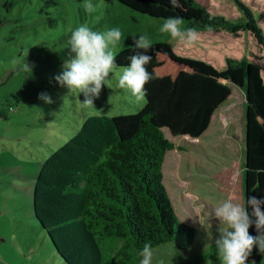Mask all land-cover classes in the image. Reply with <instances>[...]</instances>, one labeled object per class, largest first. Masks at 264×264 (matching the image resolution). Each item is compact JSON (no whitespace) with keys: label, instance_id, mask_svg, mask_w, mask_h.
Returning <instances> with one entry per match:
<instances>
[{"label":"trees","instance_id":"trees-1","mask_svg":"<svg viewBox=\"0 0 264 264\" xmlns=\"http://www.w3.org/2000/svg\"><path fill=\"white\" fill-rule=\"evenodd\" d=\"M106 1H119L157 18L180 17L203 24L208 20L197 0H179V8L170 0ZM247 15V26L255 29V17ZM220 20L228 30H238L236 23ZM152 45L147 54L154 58L146 67L155 78L145 85L144 106L129 114L89 115L69 140L42 161L36 174L34 214L66 264H137L146 242L155 247L172 239L179 250L189 249L195 226L187 218L182 220L174 205L178 197L171 160L180 146L165 129L173 136L199 137L215 109L231 94L230 83L245 91V166L242 184L238 182L240 187L231 197L245 206L248 197L264 199L261 66L244 58L220 69L176 53L166 41ZM134 54L125 46L117 52L115 63L130 66L128 57ZM207 147L212 165L205 171L212 179L200 182L197 175L191 179L203 184L194 185V190H204L209 204L219 205L227 198L220 165L227 161L228 152L217 145ZM196 164L191 172L202 171ZM248 211H252L250 205ZM249 233L258 234L255 224Z\"/></svg>","mask_w":264,"mask_h":264},{"label":"rangeland","instance_id":"rangeland-1","mask_svg":"<svg viewBox=\"0 0 264 264\" xmlns=\"http://www.w3.org/2000/svg\"><path fill=\"white\" fill-rule=\"evenodd\" d=\"M238 1L241 4L237 0H197L205 7L208 20L205 24L183 20L184 29L195 28L200 34L198 42L187 46L173 40L169 33L160 32L166 18L138 12L119 1L91 0L96 10L89 13L84 8L88 0H0V229L3 230L0 234L7 237L3 249L13 243L11 238L18 234L17 247L14 244L12 247L22 251L15 257H22L34 248L36 264H42L45 259L51 263V247L45 239L57 250L36 220L33 208L35 178L42 161L69 140L89 115L129 114L145 104V100L135 102L129 91L118 87L122 68L110 74L109 82L91 107L81 103L83 94L69 93V89L55 81L54 77L63 70L73 31L85 25L99 32L118 28L122 37L116 53L134 45L132 36L139 39L140 35H145L152 42H168L180 55L204 60L220 69L241 63L245 58L258 63L264 77V0ZM247 12L255 17V29L247 26ZM220 17L236 23L238 30H228ZM27 62L32 74L24 70ZM40 93H48L54 103L49 105L40 100ZM231 125L233 140L238 143L239 122ZM165 131L180 146L175 152L171 150L175 167L172 178L178 197L174 205L177 204L175 208L182 220L187 218L195 224V238L186 252L178 250L172 239L152 247V264H222L215 246L219 222L213 218L206 230L196 222L199 217L210 214L207 204L211 199L197 188L203 184L191 179L194 175L199 176L200 182L212 179L205 171L212 165L209 144L205 136L204 139L173 136ZM167 161L170 164L169 157ZM194 163L202 171L191 172ZM176 172L187 180L186 184H181ZM194 185H197L195 190ZM189 191L196 192L197 196L188 195ZM17 210L22 214V218H17L19 221L13 218ZM253 260L264 264V254L254 248L247 264ZM26 262L22 258L20 264Z\"/></svg>","mask_w":264,"mask_h":264},{"label":"clouds","instance_id":"clouds-1","mask_svg":"<svg viewBox=\"0 0 264 264\" xmlns=\"http://www.w3.org/2000/svg\"><path fill=\"white\" fill-rule=\"evenodd\" d=\"M170 3L174 8L182 7L179 0H170ZM84 8L89 13L96 10L91 0H88ZM182 25V18L169 17L163 22L160 32L169 33L173 40H179L187 46L198 42L200 34L196 29H184ZM121 37L122 33L118 28L99 32L91 30L86 25L78 27L71 34L68 42L70 48L62 66L63 70L54 77L55 81L61 87L69 89V93L83 94L84 101L81 103L85 107H91L95 105V99L100 97L102 88L109 82L110 74L113 75L118 68H122L118 87L129 91L135 102H143L148 95L145 85L155 78L146 67L154 58L153 55L147 54L153 48L152 41L145 35H140L139 39L132 36L134 45L129 47L135 54L128 57L130 66L119 67L115 63L117 56L115 49ZM158 55L157 52L156 56ZM24 70L32 74V67L28 62ZM38 98L49 105L54 103L48 93H40ZM257 121H261L259 116ZM249 205L252 208L251 213L248 211ZM262 208H264V199L248 197L245 206L229 196L215 206L210 214H205L196 221L205 230L213 218L219 222L216 226L219 238L215 240V246L222 264H247L254 248L258 249L260 254H264ZM253 224L258 233L256 236L249 233V228ZM140 256L142 257L140 264H152L153 251L150 243L144 244ZM251 264L256 262L253 260Z\"/></svg>","mask_w":264,"mask_h":264},{"label":"crops","instance_id":"crops-1","mask_svg":"<svg viewBox=\"0 0 264 264\" xmlns=\"http://www.w3.org/2000/svg\"><path fill=\"white\" fill-rule=\"evenodd\" d=\"M232 92L229 95V97L222 102L213 112L211 121L207 127V129L201 134L199 137H191L190 138H198V139H204L208 142L210 145H217L226 152H228V156H226L228 159L225 162H222L220 165L221 171L220 175L222 176V181L225 190L227 191V197L235 194V190L240 187L238 185V182L242 184L241 174H243L244 166L243 161L245 160V138H244V129H245V120H244V103H245V91L244 89L236 85L234 83H230ZM239 122L240 125V136L237 140L238 143H235L233 140L234 132L232 131V123L233 122ZM207 136V137H206ZM178 158V157H177ZM176 172V176H177ZM179 177V176H177ZM179 181L183 183H187L186 179H182L179 177ZM188 195L192 197H196L195 194L192 193V191H189ZM217 205L213 204H207V210L209 213L212 212L213 208ZM2 213V212H1ZM0 213V214H1ZM18 210L13 215V218L15 220H18L22 218V214ZM19 218V219H17ZM187 220V219H186ZM193 221H195L193 219ZM193 223V222H192ZM195 226V224L193 223ZM1 226V225H0ZM3 231L0 229V232ZM2 241L0 242V264H20L21 259H26V264H36V258L33 256L34 254V248L29 249V253L23 254L22 257L16 256L15 254L22 250L16 248L17 247V241H18V234H14L11 240H13V243L11 242L9 246H7L5 249L2 248L3 241L7 240V237L3 234H0ZM46 238V237H45ZM46 242H48L50 249V254L53 257V260H51V263H49L46 259L42 264H66V262L63 261V259L57 254L55 250L52 249V245L49 243L48 239H45ZM14 244L15 247H12ZM7 248H10L11 250H8ZM179 250V248H178ZM185 252V251H184ZM17 258V259H16ZM44 260V259H43ZM39 264V262H38Z\"/></svg>","mask_w":264,"mask_h":264}]
</instances>
